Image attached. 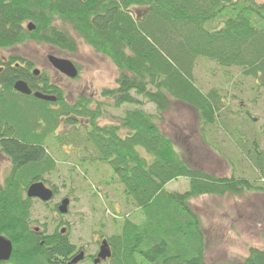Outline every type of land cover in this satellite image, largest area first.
Instances as JSON below:
<instances>
[{
    "label": "trees",
    "instance_id": "1",
    "mask_svg": "<svg viewBox=\"0 0 264 264\" xmlns=\"http://www.w3.org/2000/svg\"><path fill=\"white\" fill-rule=\"evenodd\" d=\"M216 19H224L223 26L207 27ZM27 23L33 31L24 28ZM64 25L116 69L115 89L101 95L111 98L116 109L134 107L124 113L119 126H99L103 113L97 103L96 108L83 98L66 103L48 78L32 75L30 62L2 56L30 41L73 54L76 43L62 29ZM202 61L237 67L264 88V4L255 0H0V153L10 163L0 188V236L13 248L10 260L0 264H57L74 252L59 231L45 236L29 229L32 201L25 196L29 185L43 183L55 169L44 143L62 117L70 126L83 121L98 160L109 167L111 179L143 216L140 226L124 220L120 232L108 238L110 264H264V251L256 248H250L242 261L207 263L208 237L189 203L201 196L264 194V150L256 142L239 146L262 186L246 179L217 178L180 154L174 140L159 129L163 119L153 122V116L141 110L152 104L166 111L170 102H176L198 118L200 136L206 126L215 125L223 106L215 91L204 93L195 83L194 73ZM18 80L33 93L54 96L56 102L16 93L13 86ZM51 105L59 109L52 111ZM41 122L45 127L38 132ZM138 149L146 155L140 157ZM178 179H186L189 190L166 192L164 187Z\"/></svg>",
    "mask_w": 264,
    "mask_h": 264
},
{
    "label": "rangeland",
    "instance_id": "2",
    "mask_svg": "<svg viewBox=\"0 0 264 264\" xmlns=\"http://www.w3.org/2000/svg\"><path fill=\"white\" fill-rule=\"evenodd\" d=\"M255 2L264 4V0ZM222 21L216 19L209 28L217 29ZM28 24L24 25L26 30ZM61 27L76 43L73 54L30 41L4 51L2 56L18 58L19 63L20 60L30 62L32 70H38L39 75L48 78L51 85L62 91L66 103L83 98L92 107L99 105L103 113L98 120L99 126H119L124 113L134 107L125 105L116 109L111 98L101 95L105 90L115 89L116 69L105 57L94 53L69 26ZM48 56L72 62L77 78L71 80L55 71L47 61ZM194 79L204 93L213 90L220 97L223 107L218 122L206 126L200 136V124L192 111L187 106L170 102L162 114L163 122L158 123L160 131L174 140L182 156L191 158L188 160L191 165L203 172L217 178L246 179L254 186H262L256 170L241 155L239 146L256 142L264 150V88L254 78L243 76L239 68H221L210 61L198 63ZM48 108L59 109L52 105ZM141 110L154 111L149 105H144ZM66 120L62 117L58 121L44 143L48 156L55 161V169L43 178V183L55 190L54 198L47 204L31 200L29 229L45 236L64 230L62 235L74 249H82L92 256L96 241L108 240L119 233L124 220L137 226L144 220L140 210L125 199L122 187L111 179L109 167L98 160L92 143L88 142V129L83 127V121L70 126ZM232 122L234 128H228L226 125ZM44 127L41 122L37 131ZM140 151L144 157L146 153ZM9 170V160L0 153V188ZM164 189L183 193L189 190V183L186 179H178ZM64 199L69 200V206L66 215H60L57 207ZM189 203L200 216L208 237L207 263L242 261L250 248L264 251V194L201 196Z\"/></svg>",
    "mask_w": 264,
    "mask_h": 264
},
{
    "label": "water",
    "instance_id": "3",
    "mask_svg": "<svg viewBox=\"0 0 264 264\" xmlns=\"http://www.w3.org/2000/svg\"><path fill=\"white\" fill-rule=\"evenodd\" d=\"M28 31H33L34 26L29 23L27 26ZM48 63L50 66L57 71L62 76L68 78V79H75L77 78V70L75 68V65L66 59H59L53 56H48L47 58ZM33 76H38L39 71L33 70L32 72ZM13 89L16 93L23 95V96H33L35 99L39 101L44 102H50L54 103L56 102V98L54 96L44 95L40 92L32 93V91L29 89L27 84L22 81L18 80L14 83ZM26 198L29 200H38L43 204H47L53 199V192L51 189L46 188L45 185L42 182H36L28 186L26 190ZM69 206V200L64 199L60 202V204L57 207V211L60 215H66L67 208ZM61 234H64V230L60 231ZM12 253V245L7 238L0 236V263L7 262L11 256ZM83 253H80L79 256L75 257L71 264H75L76 262L80 261L82 259ZM99 258H102L105 260L106 258L110 257L109 250L107 249V244L105 241H103L100 253L98 255Z\"/></svg>",
    "mask_w": 264,
    "mask_h": 264
},
{
    "label": "flooded vegetation",
    "instance_id": "4",
    "mask_svg": "<svg viewBox=\"0 0 264 264\" xmlns=\"http://www.w3.org/2000/svg\"><path fill=\"white\" fill-rule=\"evenodd\" d=\"M36 233H39V232H36ZM103 241L106 242L107 249L109 250V253H110V257L109 258H106L105 260H103L102 258H99L98 257V255L100 253V248H101V245H102ZM80 253H83L82 259L80 261L76 262L75 264H110L111 263V259H112V250H111V247L109 245L108 240L101 238L100 240L96 241V250H95L94 255H92V256L91 255H87L84 252V250H82V249H79V250L74 249L73 254H71L69 257H67V259H64L63 261L60 260V264H71V261L75 257L79 256ZM11 255H12V253H11ZM10 258H11V256H10ZM10 258H9V260H10Z\"/></svg>",
    "mask_w": 264,
    "mask_h": 264
},
{
    "label": "bare ground",
    "instance_id": "5",
    "mask_svg": "<svg viewBox=\"0 0 264 264\" xmlns=\"http://www.w3.org/2000/svg\"><path fill=\"white\" fill-rule=\"evenodd\" d=\"M233 1H237V0H233ZM229 14H225V16H228ZM224 19H226V17H224ZM223 19V20H224ZM214 21H216V20H214ZM213 21V22H214ZM212 24V22L210 23V24H208L207 25V27H209L210 25ZM218 26H223V23H219L218 24ZM215 64V63H214ZM216 65V64H215ZM217 66V65H216ZM146 105H149V106H152L153 107V112H151V113H146L147 115H151V116H153V118H152V120H153V122L155 121H159V119H163V117H162V114L164 113V112H166L165 110H163V111H158V110H156L155 109V107L152 105V104H146ZM230 120V119H229ZM140 150H142V149H138V154H139V156L140 157H143V155H142V153H141V151ZM12 252H13V248H12ZM4 263V262H3Z\"/></svg>",
    "mask_w": 264,
    "mask_h": 264
}]
</instances>
